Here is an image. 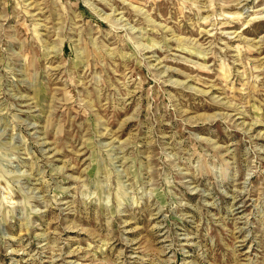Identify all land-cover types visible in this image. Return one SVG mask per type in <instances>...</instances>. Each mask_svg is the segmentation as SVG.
Wrapping results in <instances>:
<instances>
[{
  "label": "rangeland",
  "instance_id": "rangeland-1",
  "mask_svg": "<svg viewBox=\"0 0 264 264\" xmlns=\"http://www.w3.org/2000/svg\"><path fill=\"white\" fill-rule=\"evenodd\" d=\"M0 264H264V0H0Z\"/></svg>",
  "mask_w": 264,
  "mask_h": 264
}]
</instances>
